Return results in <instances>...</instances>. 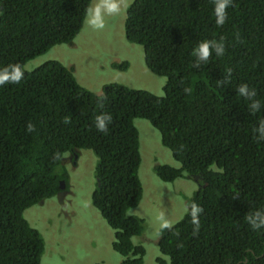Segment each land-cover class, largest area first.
I'll use <instances>...</instances> for the list:
<instances>
[{
    "label": "trees",
    "instance_id": "16d2710c",
    "mask_svg": "<svg viewBox=\"0 0 264 264\" xmlns=\"http://www.w3.org/2000/svg\"><path fill=\"white\" fill-rule=\"evenodd\" d=\"M90 5L91 0H0V69L24 68L52 47L70 44L83 29ZM227 11L221 27L213 0L130 4L124 37L142 46L151 73L166 78L161 97L107 84L101 109L100 97L55 60L25 70L19 84L0 86V264H40L44 239L23 213L70 191L67 175L55 170L67 163L64 154L77 156L78 150H91L97 158L90 199L114 231L112 249L122 264H143L145 249L132 243L143 232V220L127 215L142 198L136 118L159 132L161 144L180 164L156 165V176L165 183L187 177L199 184L185 202L183 218L171 231L159 230V252L170 264H264V229L253 230L245 220L264 210V141L257 142L253 132L264 119V0H233ZM221 37L225 54L213 52L207 63L194 67V48ZM128 65L112 68L125 71ZM229 68L230 82L218 86ZM244 83L256 89L261 102L254 115L236 91ZM185 87L192 89L190 95ZM102 111L113 117L107 134L94 126ZM28 122L36 131L27 132ZM57 152L63 154L59 160ZM235 194L239 199H232ZM192 202L204 208L196 236Z\"/></svg>",
    "mask_w": 264,
    "mask_h": 264
},
{
    "label": "rangeland",
    "instance_id": "374dc122",
    "mask_svg": "<svg viewBox=\"0 0 264 264\" xmlns=\"http://www.w3.org/2000/svg\"><path fill=\"white\" fill-rule=\"evenodd\" d=\"M133 1L128 0L129 5ZM96 2L91 0V5ZM126 10L119 16L106 17L103 30H93L84 21L83 29L70 44L52 47L46 54L28 61L24 69L32 71L55 60L70 70L81 86L98 97L102 96L107 84L163 96L166 78L151 73L145 65L142 46L131 44L124 37ZM125 61L129 64L125 71L112 68V64ZM133 124L139 138L141 164L138 176L142 198L127 215L143 220V232L133 237L132 243L145 249L143 264H161L157 263V258L170 264L168 257L157 247L159 216L164 214L173 225L180 221L186 214V200L198 190L199 184L187 177L171 183L162 182L154 167L166 164L179 168L180 164L161 144L159 132L146 120L136 118ZM73 153L64 154L62 162L67 163L55 170L59 175H67L70 191H61L23 213L28 224L44 239L40 264H122V257L112 249L114 231L106 225L90 199L96 186L97 158L91 150H78L77 156Z\"/></svg>",
    "mask_w": 264,
    "mask_h": 264
},
{
    "label": "clouds",
    "instance_id": "9594fccd",
    "mask_svg": "<svg viewBox=\"0 0 264 264\" xmlns=\"http://www.w3.org/2000/svg\"><path fill=\"white\" fill-rule=\"evenodd\" d=\"M214 3V14L215 23L217 26H223L228 19V8L233 5V0H213ZM128 0H97L96 3L90 5L86 9L85 24L93 30H103L106 27V17L119 16L124 10L129 7ZM237 38H239L237 34ZM226 48L224 38L221 37L217 40H205L200 42L193 50V56L196 57L194 67H200L201 64H205L209 61L213 52L217 56H223ZM227 75L223 76V79L217 80V85L223 87L230 82L232 70L226 69ZM25 78V69L20 64H10L0 69V86L5 84H19ZM237 94L249 101L248 109L253 115L258 112L261 108V102L256 99V89L250 87L247 83L241 84L236 89ZM184 92L191 94L192 89L185 87ZM106 97L99 98V106L101 109L104 108L103 101ZM65 124L71 122L69 118H65L63 121ZM113 123V117L110 113L102 111L94 118V126L97 131L107 134L109 131V125ZM28 133L36 131V127L32 122H28L26 126ZM255 134L254 138L259 141H264V119L259 120L258 126L253 129ZM62 153H54V159H61ZM232 199H239V195H232ZM204 208L192 202L190 205V216L193 225V236L198 235L201 228L200 216L203 214ZM160 229L171 231L174 227L172 222L166 218L164 214L159 216ZM245 220L251 226L253 230L264 229V210H257L253 213L246 215ZM179 235V233H176ZM184 245L182 242L177 244L178 248H182Z\"/></svg>",
    "mask_w": 264,
    "mask_h": 264
},
{
    "label": "crops",
    "instance_id": "0c3cea01",
    "mask_svg": "<svg viewBox=\"0 0 264 264\" xmlns=\"http://www.w3.org/2000/svg\"><path fill=\"white\" fill-rule=\"evenodd\" d=\"M158 259V258H157ZM161 259V258H160ZM158 263V262H157ZM161 264H165V262H164V260L163 259H161Z\"/></svg>",
    "mask_w": 264,
    "mask_h": 264
}]
</instances>
